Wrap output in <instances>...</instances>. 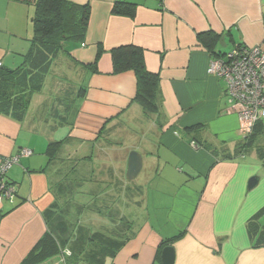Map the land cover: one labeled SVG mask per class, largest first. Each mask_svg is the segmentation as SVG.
<instances>
[{
  "label": "crops",
  "instance_id": "crops-1",
  "mask_svg": "<svg viewBox=\"0 0 264 264\" xmlns=\"http://www.w3.org/2000/svg\"><path fill=\"white\" fill-rule=\"evenodd\" d=\"M68 1L90 6L85 40L58 54L22 121L0 115V161L33 151L8 172L17 196L0 204V264H22L47 232L60 249L36 264H93L72 257L97 232L130 238L103 264H165L167 247L173 264H264V125L242 149L198 39L220 36L221 55L264 51V0ZM117 3L136 5L134 18ZM34 16L31 3L0 0V70L23 62ZM129 45L160 77L158 114L135 101L133 71L114 73L112 51ZM133 152L143 166L128 180Z\"/></svg>",
  "mask_w": 264,
  "mask_h": 264
},
{
  "label": "trees",
  "instance_id": "trees-1",
  "mask_svg": "<svg viewBox=\"0 0 264 264\" xmlns=\"http://www.w3.org/2000/svg\"><path fill=\"white\" fill-rule=\"evenodd\" d=\"M35 6L33 18L34 36L29 52L16 69L0 70V115L5 114L22 121L29 110L33 97L43 91L45 79L50 72L55 58L71 42H83L86 38L90 6L78 5L68 0H18ZM137 6L130 3H117L114 13L134 18ZM213 57L221 55L216 51L220 36L202 33L198 36ZM144 50L133 46H122L112 51L115 74L133 71L138 80L135 101L147 114H158L161 110L160 77L150 73L145 66ZM95 63L92 68L96 70ZM264 125L259 122L252 133L244 139L242 149L251 147L256 140L258 128ZM62 143L50 145L49 153L53 154ZM21 163V162H20ZM258 217V216H257ZM256 217V218H257ZM252 224V223H251ZM68 229L64 228V231ZM87 247L77 245L73 252L72 262H91L103 264L108 258H115L126 245L129 237L120 239L105 232L91 233ZM56 236L47 234L22 264H36L56 254L60 247Z\"/></svg>",
  "mask_w": 264,
  "mask_h": 264
},
{
  "label": "built area",
  "instance_id": "built-area-1",
  "mask_svg": "<svg viewBox=\"0 0 264 264\" xmlns=\"http://www.w3.org/2000/svg\"><path fill=\"white\" fill-rule=\"evenodd\" d=\"M208 71L225 82L230 100L228 113L238 116L242 136L246 139L254 127L264 121L263 49L239 45L226 54L213 57ZM32 155V150L22 149L15 156L0 161V204L4 200L13 201L17 196L8 172Z\"/></svg>",
  "mask_w": 264,
  "mask_h": 264
},
{
  "label": "water",
  "instance_id": "water-1",
  "mask_svg": "<svg viewBox=\"0 0 264 264\" xmlns=\"http://www.w3.org/2000/svg\"><path fill=\"white\" fill-rule=\"evenodd\" d=\"M221 40L224 41L225 37H222ZM142 166L143 165H142L141 156L138 153L133 152L130 155V159H129L127 179L128 180H134L139 175V173L141 172ZM174 256H175V253H174L173 248L167 247L164 250V262H165V264H173L174 263Z\"/></svg>",
  "mask_w": 264,
  "mask_h": 264
}]
</instances>
